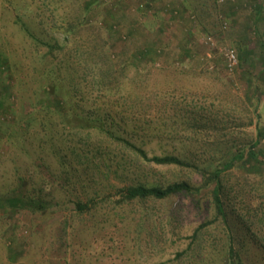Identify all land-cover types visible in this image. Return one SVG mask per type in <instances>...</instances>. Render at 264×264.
Segmentation results:
<instances>
[{
  "label": "rangeland",
  "instance_id": "374dc122",
  "mask_svg": "<svg viewBox=\"0 0 264 264\" xmlns=\"http://www.w3.org/2000/svg\"><path fill=\"white\" fill-rule=\"evenodd\" d=\"M216 4L218 24L206 19L203 31L186 0H0V264H228L222 226L194 237L215 215L209 197L120 202L128 185L198 186L202 175L147 164L96 123L150 156H192L207 169L221 151L193 141L189 119L228 126L238 144H252L264 113V0ZM146 49L157 50L153 63L141 57ZM165 82L177 89L155 94ZM61 89L72 111L53 107ZM148 108L157 115L150 130L117 122ZM249 187L264 200L263 183ZM38 194L45 210L13 208ZM76 200L94 208L80 214ZM235 227L241 264H264V247Z\"/></svg>",
  "mask_w": 264,
  "mask_h": 264
},
{
  "label": "trees",
  "instance_id": "16d2710c",
  "mask_svg": "<svg viewBox=\"0 0 264 264\" xmlns=\"http://www.w3.org/2000/svg\"><path fill=\"white\" fill-rule=\"evenodd\" d=\"M216 2L217 0H186V6L195 11L200 17L202 24L200 28L202 30L209 31L206 19L209 23H211L210 20H212L214 24H218V7ZM205 15L208 17L206 18ZM66 39L69 40L67 37ZM237 46L239 50V59L242 62L246 49L243 47L242 43ZM248 51L249 50H247V52ZM154 53L158 54L156 49H146L143 51L141 57L143 59L148 58L153 63V59L156 56ZM176 89L175 86L167 82L163 83V86L160 88L153 87L155 94L160 95H163V93H172V91ZM61 90L63 94L61 93V95L53 98V107L55 108L57 105L59 109L72 111L71 105L66 107L67 94L65 95L63 89ZM259 90L257 86L255 92L258 93ZM134 92L138 100L136 104H140V93L144 92V90L142 87H138L134 89ZM256 109H258V106ZM34 111H36V108H34L31 113L34 114ZM155 113L156 112H152L148 108L142 115L138 112L132 115L121 114L117 122L123 127L130 128L135 133L140 130L144 131L146 129L144 124L148 122V124H146L147 130H150L151 127L153 128L152 121L155 119V116H157ZM256 115L257 121H255L254 140L253 143L248 146L243 142L241 145L238 144L236 137L228 132L230 130L228 126H217L196 117L189 119L187 126L189 127V134L191 133L190 138L193 141L201 142V144L211 142L214 144L215 148L217 146L218 150L221 151L212 169H207L206 167L198 165L196 159L192 158V156H182L171 153L150 156L148 152L136 142L117 135L113 130L105 127L103 119L96 120L100 129L108 133L113 141L135 154L147 164L189 167L197 170L202 175V182L198 186H194L186 181L173 182L166 186L147 185L144 183L128 185L120 189V202L130 200H142L143 202H147L148 200H163L176 196L182 192L188 193L197 204H199L202 197H209L214 206L215 215L212 219L203 222L198 229H196L194 237L196 238L200 230L206 226L212 224L222 226L228 234V264H241L240 250L236 242V240L240 241L241 238L237 233L235 224L237 226L242 224L245 225L252 239L264 247V200L262 199V194H251V188L249 187L253 181L261 182L264 185V143L261 144V142L264 141V113L260 111ZM252 122H254L253 119ZM224 137H229L228 142H225L226 139H223ZM222 142L227 144L225 148L221 146ZM261 167L262 170H260ZM234 169L240 173L236 180L232 181V175L237 173L233 171ZM234 191H236V193ZM29 198L30 197H23L21 199H15L12 205L13 208L17 210L28 208V203H30L33 211H39L40 209L45 210L48 206L45 202L49 203V201L48 199L45 200L47 197L43 194H38L35 197L31 196V199ZM236 199L239 200L241 211L235 205L237 202ZM74 205L75 208L79 209L80 214L94 208V204L90 205V203L83 202V200H76ZM260 213L261 215H259ZM254 222L255 225H252Z\"/></svg>",
  "mask_w": 264,
  "mask_h": 264
},
{
  "label": "built area",
  "instance_id": "2783aa9c",
  "mask_svg": "<svg viewBox=\"0 0 264 264\" xmlns=\"http://www.w3.org/2000/svg\"><path fill=\"white\" fill-rule=\"evenodd\" d=\"M229 64L231 67H233L236 63H237V55L235 53V51H230L229 54Z\"/></svg>",
  "mask_w": 264,
  "mask_h": 264
}]
</instances>
